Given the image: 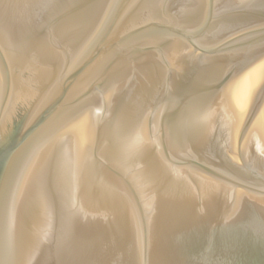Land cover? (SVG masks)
Listing matches in <instances>:
<instances>
[{"label":"water","instance_id":"95a60500","mask_svg":"<svg viewBox=\"0 0 264 264\" xmlns=\"http://www.w3.org/2000/svg\"><path fill=\"white\" fill-rule=\"evenodd\" d=\"M0 264H264V0H0Z\"/></svg>","mask_w":264,"mask_h":264}]
</instances>
